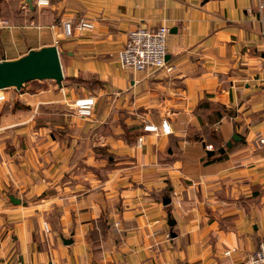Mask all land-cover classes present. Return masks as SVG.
Returning <instances> with one entry per match:
<instances>
[{"label":"crops","instance_id":"crops-1","mask_svg":"<svg viewBox=\"0 0 264 264\" xmlns=\"http://www.w3.org/2000/svg\"><path fill=\"white\" fill-rule=\"evenodd\" d=\"M81 19L94 28L76 29ZM0 20V62L56 45L65 77L4 89L0 264H237L259 247L258 0H0ZM164 24L174 69H124L117 53L129 32ZM90 95L92 117L69 108ZM163 119L171 134L144 130Z\"/></svg>","mask_w":264,"mask_h":264},{"label":"built area","instance_id":"built-area-1","mask_svg":"<svg viewBox=\"0 0 264 264\" xmlns=\"http://www.w3.org/2000/svg\"><path fill=\"white\" fill-rule=\"evenodd\" d=\"M39 4H47L49 0H37ZM260 21L263 25L264 33V0H258ZM7 21L0 20V26L7 25ZM95 26L93 21L81 19L75 26L78 30L93 29ZM64 32L66 36H71L74 30L73 20L63 22ZM170 27L160 25L157 28L147 26H138L132 29L123 46L117 53V57L122 67L134 72L150 73L154 71L170 72L174 69L167 62V40ZM6 100L4 89L0 88V104ZM97 103L96 97L90 95L75 99L69 105L78 115L82 117H92ZM147 132L156 134L169 135L172 133L171 123L168 119H163L160 125L148 123L144 126ZM143 137L138 139V144H142ZM264 143V140H262ZM208 149H212V145H207ZM47 228L48 225L45 224ZM48 230V228H47ZM170 235H168L169 237ZM233 250V249H232ZM232 250L226 252L230 255ZM55 264V263H53ZM237 264H264V238L261 240L259 247L254 251L246 254L244 259Z\"/></svg>","mask_w":264,"mask_h":264},{"label":"water","instance_id":"water-1","mask_svg":"<svg viewBox=\"0 0 264 264\" xmlns=\"http://www.w3.org/2000/svg\"><path fill=\"white\" fill-rule=\"evenodd\" d=\"M30 2L32 0H29ZM64 72L61 62V55L56 45L45 46L40 49H31L25 55L14 60H3L0 62V88L7 89L15 87L21 89L26 83L33 80H54L59 85L64 80ZM235 141L240 140V136H233ZM233 141H228L226 146L232 147ZM226 147L220 148V152L224 153ZM211 152L209 155L214 154ZM20 203L21 201L15 200ZM73 239H64L65 244L73 243Z\"/></svg>","mask_w":264,"mask_h":264},{"label":"trees","instance_id":"trees-1","mask_svg":"<svg viewBox=\"0 0 264 264\" xmlns=\"http://www.w3.org/2000/svg\"><path fill=\"white\" fill-rule=\"evenodd\" d=\"M225 112H227L228 114H233V112H231V111H228V110H225ZM127 132H129V135H130V137L131 138H134V137H136L138 134H139V132L137 133V132H135V130L134 129H127L126 130ZM219 149H220V147L219 146H217V152H219ZM104 153H105V156L107 157V156H112L111 154L109 155V153H107L106 152V150H104L103 151ZM214 156L212 155L211 157H208V158H206V160H210V159H212ZM111 161H113V160H111ZM114 162V161H113Z\"/></svg>","mask_w":264,"mask_h":264},{"label":"rangeland","instance_id":"rangeland-1","mask_svg":"<svg viewBox=\"0 0 264 264\" xmlns=\"http://www.w3.org/2000/svg\"><path fill=\"white\" fill-rule=\"evenodd\" d=\"M53 82H54V80H53ZM55 82H56V81H55ZM56 83H57V82H56ZM69 108H71V107H69ZM52 118H53V119H57V118H56V115H55V117L53 116Z\"/></svg>","mask_w":264,"mask_h":264}]
</instances>
